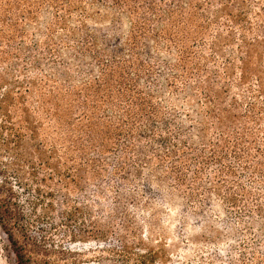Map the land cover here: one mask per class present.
Segmentation results:
<instances>
[{
	"label": "rangeland",
	"instance_id": "1",
	"mask_svg": "<svg viewBox=\"0 0 264 264\" xmlns=\"http://www.w3.org/2000/svg\"><path fill=\"white\" fill-rule=\"evenodd\" d=\"M119 1H1L0 97L13 103L0 143L15 148L17 129L33 156L36 143L62 162L37 181L24 166L27 189L8 163L16 148L0 147L32 221L16 236L50 264L150 250L157 264H264V0ZM0 264H16L1 227Z\"/></svg>",
	"mask_w": 264,
	"mask_h": 264
},
{
	"label": "trees",
	"instance_id": "2",
	"mask_svg": "<svg viewBox=\"0 0 264 264\" xmlns=\"http://www.w3.org/2000/svg\"><path fill=\"white\" fill-rule=\"evenodd\" d=\"M1 1L2 0H0V4H1ZM5 1L10 2L11 0H5ZM113 1L115 2L117 7L122 5V1H119V0H113ZM128 1L129 0H124V2H128ZM161 1H162V3H165L166 0H161ZM168 1L175 2V0H168ZM8 4H10V3H8ZM123 4H125V6H126L127 3H123ZM205 5L208 7L210 5V2L207 0ZM178 6H179L178 12L184 13V9L182 8V6L180 4H178ZM199 6H201V4H198V7ZM196 7H197V5H196ZM125 8H126V10H129V9H127L128 5ZM153 8H154L153 5L150 3L142 6V9H144L146 12H150ZM131 10H133V12H135L134 14L136 16H138V14H139L138 10L139 9L133 7ZM166 11H168L167 13L171 16V22L172 21L175 22L176 21V19H175L176 13L175 12H177V10L168 9ZM195 12L191 13V16H189V18H191V21H193V24H195V26L198 27L199 30H203V29L206 30L207 29L206 25L204 26L203 24L195 23L194 19H196V17H197V13H195ZM27 13L30 14L31 17L34 16V14L30 11ZM156 14H157L156 15L157 18L162 17L161 16L162 12L156 13ZM1 21L4 23L3 19H1ZM142 23H144V25H146L147 21H143ZM12 26L15 28L18 27V25L16 23H13ZM140 27H143V26H141V24H139V28ZM133 46H136V45H133ZM20 53H21V49H16V51H14V54H20ZM180 56H181V58H180L181 59V64H180L181 66L180 67H182V68H184V64L190 58H194V55H193L191 48L187 47V46L184 47V49L181 51ZM33 61H36V60L33 59ZM228 62H230V61H228ZM36 68H39L38 65L36 66ZM39 70H41V69L39 68ZM76 70L78 73L84 72V70L81 69V67H78V69H76ZM150 70H151V72H150ZM149 72L152 73V69H149ZM64 76L70 77V74H68L65 71ZM211 84H212V82L208 81V85H203V84L198 85V87H200L201 90H203L205 92V94L207 95L206 98L209 97L207 93H212ZM97 85L99 86L100 84L97 83ZM134 89L136 90L135 84L133 85V90ZM3 96H4L3 99H1V97H0V112L3 114V118H5V122L8 120L9 123H12L11 122V114H10V111L8 109V105H9V103H13V101H12L13 98H12L10 92L3 94ZM212 98L215 101H218V102L220 101V97L216 94L212 95ZM27 121H28V119H27ZM9 128L15 129L13 125H11V127H9ZM15 130H17V129H15ZM15 130H14V132L17 133V139L12 145L16 146L15 147L16 150H15V148L10 147L11 146L10 141L7 139H4L0 143V147L3 150L9 151V152L12 149L15 150L12 159L8 163H13L16 165V168L14 171L16 174L17 184L23 185L25 188L30 189L29 184L26 183V181L24 179L25 178L24 175L26 173L24 170V166L29 169V171L27 173H28V175H30V177H31L30 179L37 181L38 180V171H39V169H42V167L44 165H50V166L52 165L53 170H55V172L58 173V166L62 162L60 160V157H56V154H57L56 149H53V148L49 149L48 154H47V152L43 151L39 147V145L36 143L33 145L34 146L33 150H34V152H36L35 155L33 156V153H31L30 151H27V149L24 147V143L22 142V136L23 135L19 131H15ZM163 142H164V140H163ZM73 146L77 147L81 153H83V154L86 153L85 150L83 149V147L76 145V144L75 145L73 144ZM172 146H176V145L172 143ZM22 148H24L23 152H22V150H20ZM126 148L131 149V146L126 147ZM191 148L192 147H190V149ZM49 155L51 156V158L55 157L53 162L50 161V159L46 158V157H49ZM34 159L37 160L40 164L35 162ZM3 162L4 161H0V163H3ZM94 162H96V161H94ZM98 162H100L101 164L104 163V161H101V160H98ZM8 163H5L4 165L7 166ZM2 168L3 167L0 166V177H1L0 178V227L2 228L4 233L6 234L8 240L10 242V245H11L14 257H15L16 264H50L46 261H42L39 258H33L32 257V251H31V249L28 248V245L25 243H22L19 240V238L16 236V233L20 232L21 235L24 234L25 237L28 239L26 231H27L28 226L31 225L32 221H31L30 217L27 215V213L24 211L22 204H20V202L17 198L16 191L8 183V181H7L8 179L6 177L7 174L4 173V168L3 169ZM39 180L46 182V177L40 178ZM76 185H78V183H76ZM35 190H38L40 192V187L38 186L37 189H35ZM97 191L100 192L99 189H97ZM137 255H139V258L136 259L135 261H133L132 263H129V264H157L156 263V256H158V255H157V253H152L151 250L145 254L137 253ZM122 262H126V261H122ZM126 264H128V263H126Z\"/></svg>",
	"mask_w": 264,
	"mask_h": 264
}]
</instances>
